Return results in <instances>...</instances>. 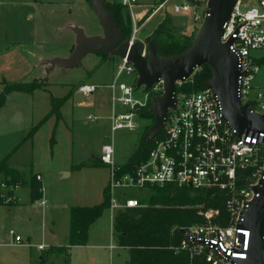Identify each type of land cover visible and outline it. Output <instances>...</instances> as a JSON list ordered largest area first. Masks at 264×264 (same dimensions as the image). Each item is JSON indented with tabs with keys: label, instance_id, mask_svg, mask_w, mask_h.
Masks as SVG:
<instances>
[{
	"label": "rangeland",
	"instance_id": "obj_1",
	"mask_svg": "<svg viewBox=\"0 0 264 264\" xmlns=\"http://www.w3.org/2000/svg\"><path fill=\"white\" fill-rule=\"evenodd\" d=\"M119 1L101 0L104 6L109 2L118 5ZM137 1L141 6L134 9L121 6V26L134 30L136 19L139 50L162 43L191 47L201 24L194 22L191 15L173 13L177 0ZM199 1L207 6L208 0ZM94 2L0 0V85L31 83L38 86L32 92H17L4 110H0V160L20 144L31 130L29 127L49 113L53 97L71 93L61 109L62 118L57 121L55 116L50 117L36 132L35 139L20 144L9 159L10 165L24 173L28 180L36 172L42 174L44 200L49 201L44 206H40L39 201L32 205L29 187L19 188L18 198L16 187L2 191L0 264H38L42 256L46 264H127L129 259L128 250L119 249L115 240V211L111 208L91 226L87 245L65 249L69 239L64 221L67 217L69 226L70 208L101 203L103 188L109 180L107 165L80 170L76 166L100 155L105 144L113 145L115 163L124 164L139 147L142 134L151 132L156 121V117L143 118L135 130L121 129L113 133L107 118L110 112L108 90L98 89L88 96L78 91L83 83L103 85L111 82L121 57L93 53L75 67L53 65L55 59H67L74 54L78 30L88 38L104 36ZM258 82L264 84V64ZM146 93L149 99L145 112L153 108L164 92L143 86L137 89L141 98ZM90 116L99 119L93 121ZM18 117L19 124L13 121ZM147 192L133 193L142 198ZM123 197H120L121 202ZM53 215L58 217L55 225L50 222ZM10 230L22 236L23 241L13 242ZM40 244L46 248L40 251ZM112 245H115L113 249ZM52 247L61 250L50 254Z\"/></svg>",
	"mask_w": 264,
	"mask_h": 264
},
{
	"label": "built area",
	"instance_id": "obj_2",
	"mask_svg": "<svg viewBox=\"0 0 264 264\" xmlns=\"http://www.w3.org/2000/svg\"><path fill=\"white\" fill-rule=\"evenodd\" d=\"M120 2L129 9L141 6L137 0ZM207 8L199 0H177L172 10L175 14L191 15L194 22L202 24ZM138 31L134 18V30L128 39L130 45L138 42ZM221 42L231 43L230 50L237 57V92L242 105L264 115V84L258 82L264 64V0H237L224 26ZM140 53L147 57L148 49ZM193 75L177 82V103L168 113L162 129L164 137L155 141L147 159L132 172L121 173V164L114 160L113 145H103L99 157L110 170L107 184L110 208L117 212L145 206L135 193L150 187L174 185L223 191L229 224L222 226L213 222L219 210L203 209L201 215L205 222L185 229L186 234L176 250L186 252L192 263L238 264L237 259H247L250 243V230L239 227V222L249 203L258 196L255 188L264 180V132L250 131L238 136L224 119L217 96L207 86L198 92H180V87L193 82ZM138 79L135 67L121 57L111 82L103 85L83 83L78 91L88 96L98 89H107L111 131L135 130L139 126V113L149 99L148 93L144 98L137 94ZM152 88L164 92V81L160 80ZM89 119L97 121L99 117L90 116ZM37 179L41 180V176L37 175ZM12 188L2 184L0 195ZM41 205H45L44 200ZM9 234L13 242L23 241L14 230ZM114 247L112 245L111 249ZM44 248L39 245L40 250Z\"/></svg>",
	"mask_w": 264,
	"mask_h": 264
},
{
	"label": "trees",
	"instance_id": "obj_3",
	"mask_svg": "<svg viewBox=\"0 0 264 264\" xmlns=\"http://www.w3.org/2000/svg\"><path fill=\"white\" fill-rule=\"evenodd\" d=\"M88 2L91 0H87ZM201 2V1H199ZM119 1L106 3L105 8L116 22L122 32L123 39L128 40L133 28L128 30L122 27V7ZM189 45H168L162 43L158 46L160 57H172L184 54ZM104 55H107L101 52ZM212 79V70L204 65L193 77V82L184 84L179 91L191 92L206 88ZM37 87L31 83H14L6 85L0 93V109L5 105L7 96L12 92H32ZM71 97V93L64 97H53L51 110L28 132L24 140L34 137L41 126L52 116L59 121L62 118L61 109L65 102ZM146 109V108H145ZM139 113V121L156 117L152 108ZM164 137V130L157 136L147 131L140 138L139 147L131 155L129 160L120 166L121 173L132 172L134 167L146 160L155 141ZM52 138V142H54ZM9 157L0 161V188L2 184L7 187H29L32 202L43 198V185L33 175L29 180L20 170L9 165ZM104 163L100 157L90 159L88 163L77 165V169L84 167H101ZM148 192L140 198L145 205L139 208H126L119 210L114 215V236L118 247L129 251L127 264H198L192 263L186 252H177L176 248L184 238V230L197 224H203L205 219L201 212L203 209H217L219 215L213 221L222 226L229 224V214L226 209V194L218 189L193 190L191 188H178L174 185L165 187H150ZM1 203V200H0ZM110 208V194L107 187L104 189V199L101 203L93 206H73L70 209L69 250L73 246H85L89 241V230L104 213ZM65 249H62L63 251ZM60 248L52 247L49 253L59 252ZM66 250V251H67ZM38 264H46L42 256Z\"/></svg>",
	"mask_w": 264,
	"mask_h": 264
},
{
	"label": "water",
	"instance_id": "obj_4",
	"mask_svg": "<svg viewBox=\"0 0 264 264\" xmlns=\"http://www.w3.org/2000/svg\"><path fill=\"white\" fill-rule=\"evenodd\" d=\"M237 0H208L207 12L198 36L191 47L182 55L160 57L158 47L151 44L148 56L143 57L137 43L130 45L123 39L122 32L106 10L101 0L93 7L103 28V37H86L78 30L74 54L67 59L57 58L53 65L75 67L88 54L105 53L109 56L127 58L138 75V87L151 89L160 80L164 81V93L153 105L156 121L151 134L156 136L165 127L168 113L177 103V82L189 79L199 68L208 65L212 79L208 82L222 107V114L238 136L248 132H264V115L252 112L242 105L237 92L239 69L236 55L230 50L231 43L223 44L221 37ZM258 196L243 212L239 227L250 230L247 259H237L238 264H264V180L255 188ZM184 234L185 231H184Z\"/></svg>",
	"mask_w": 264,
	"mask_h": 264
},
{
	"label": "crops",
	"instance_id": "obj_5",
	"mask_svg": "<svg viewBox=\"0 0 264 264\" xmlns=\"http://www.w3.org/2000/svg\"><path fill=\"white\" fill-rule=\"evenodd\" d=\"M12 83H7V84H3V85H0V93H2L3 91H4V89H5V87H6V85H11ZM16 94H17V92H12L11 94H9L8 95V97H7V100H6V103H5V105L0 109V110H4L3 108L6 106V105H8V103L16 96ZM95 94V93H94ZM108 99H109V97H108ZM110 103V102H109ZM110 109V108H109ZM1 112H3V111H1ZM50 112V111H49ZM109 115H110V112H109ZM107 118L109 119V116H107ZM13 121H16V122H18L19 121V117L17 118V119H13ZM18 124H19V122H18ZM32 127H34V125L32 126ZM32 127H29L28 129H30V128H32ZM30 131V130H29ZM28 134V133H27ZM26 134V135H27ZM26 137V136H25ZM25 137L21 140V142H19L20 144H22L23 142L25 143V142H29V141H33L35 138V135H34V137L32 138V139H29V140H24L25 139ZM20 144H18V146L20 145ZM18 146H16L14 149H13V151L11 152V153H6V154H4V156H3V158L1 159V160H3L5 157H9V159H10V157H11V155H13V153H14V151H15V149L18 147ZM101 154V153H100ZM100 155H98V157H99ZM94 157H97V156H93L92 158H94ZM9 159H8V162H9ZM0 160V161H1ZM9 165H10V163H9ZM11 166V165H10ZM11 167H13V166H11ZM13 168H16V167H13ZM86 168V167H85ZM88 168H99V167H88ZM16 169H18V168H16ZM19 170V169H18ZM78 170H80V169H78ZM36 174V176L37 175H40L41 176V180L39 181V182H41L42 183V185L44 186V184H43V177H42V174L40 173V172H36L35 173ZM68 176L70 175V174H67ZM108 184V183H107ZM107 187V185H105L104 186V188H103V192H102V194H103V197H104V189ZM30 189V188H29ZM19 188H17V191H16V196H17V198H18V193H19ZM45 191H44V188H43V198L42 199H40V200H37V201H35V202H40L39 203V205L40 206H44V205H41V201H43L45 198V193H44ZM30 198H31V196H30ZM48 199L47 200H44V202H45V205H46V202H47V205H48ZM31 203H32V205H33V203L34 202H32V200H31ZM1 204V203H0ZM19 204H21L20 202H19ZM96 205V204H95ZM77 206H93V205H77ZM73 207V206H72ZM71 209V208H70ZM114 215H115V212H114ZM114 215H113V218H114ZM65 216H66V214H65ZM58 217H57V215H53L51 218H50V222H51V224L52 225H55L57 222H58V219H57ZM64 224L67 226V236H68V239H69V230H70V219H69V226H68V221H67V217H66V220L64 221ZM93 225V224H92ZM91 228V227H90ZM89 232H90V230H89ZM52 233H55V231L54 230H52ZM40 245H42V244H40ZM53 246H59V245H53ZM115 246V245H114ZM46 248V247H45ZM119 249H126V248H121V247H119ZM126 250H128V249H126ZM41 251V250H40ZM129 252V251H128ZM129 254V253H128Z\"/></svg>",
	"mask_w": 264,
	"mask_h": 264
}]
</instances>
